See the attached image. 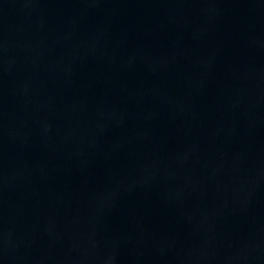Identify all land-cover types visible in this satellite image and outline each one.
<instances>
[{"label": "water", "instance_id": "1", "mask_svg": "<svg viewBox=\"0 0 264 264\" xmlns=\"http://www.w3.org/2000/svg\"><path fill=\"white\" fill-rule=\"evenodd\" d=\"M0 264H264V0H0Z\"/></svg>", "mask_w": 264, "mask_h": 264}]
</instances>
